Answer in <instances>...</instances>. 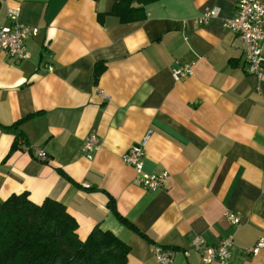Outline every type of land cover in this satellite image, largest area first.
Returning a JSON list of instances; mask_svg holds the SVG:
<instances>
[{
  "label": "crops",
  "instance_id": "obj_1",
  "mask_svg": "<svg viewBox=\"0 0 264 264\" xmlns=\"http://www.w3.org/2000/svg\"><path fill=\"white\" fill-rule=\"evenodd\" d=\"M118 1L0 0V27L18 8L17 25L37 30L27 59L0 53V201L59 202L80 240L100 228L126 244V264H159L156 247L172 264H202L196 236L230 238V264H264V249L245 253L264 239V73L246 71L242 40L222 26L237 0H154L132 23L111 14ZM207 10L218 16L198 24ZM175 63L193 64L192 75L175 82ZM142 141L143 171L168 174L160 190H143L122 160Z\"/></svg>",
  "mask_w": 264,
  "mask_h": 264
},
{
  "label": "trees",
  "instance_id": "obj_2",
  "mask_svg": "<svg viewBox=\"0 0 264 264\" xmlns=\"http://www.w3.org/2000/svg\"><path fill=\"white\" fill-rule=\"evenodd\" d=\"M152 1L119 0L111 14L119 23L140 21L145 18L144 5ZM104 65L95 64V81L105 70ZM19 140L24 142L17 135L9 152L18 149ZM109 207L124 226L134 230L117 214L112 201ZM128 253L126 244L100 228H94L85 240H80L76 221L59 202L45 199L34 204L27 193L11 194L0 201V264H126Z\"/></svg>",
  "mask_w": 264,
  "mask_h": 264
},
{
  "label": "built area",
  "instance_id": "obj_3",
  "mask_svg": "<svg viewBox=\"0 0 264 264\" xmlns=\"http://www.w3.org/2000/svg\"><path fill=\"white\" fill-rule=\"evenodd\" d=\"M8 25L0 27V53L21 61L28 58L25 51L27 37L35 36L36 29L21 27L16 23L18 8L6 9ZM218 16L217 10H207L198 20V24H208L210 20ZM222 26L240 37L244 44V60L246 71L261 81L264 73V0H237L236 11L232 18L222 20ZM193 64L175 63L171 68V77L175 82L192 75ZM100 95L106 98L101 91ZM145 142L131 147L122 157L123 162L132 167L139 177L141 188L145 191H156L164 188L168 174H147L143 171V158ZM99 147V140L94 133L89 134L83 140L82 153L91 160L92 154ZM34 155L47 161V155L42 151H34ZM225 219L232 225H238L240 219L231 213L225 214ZM191 246L200 254L202 264H230L231 248L233 242L230 238L222 239L215 246L207 244L202 238L196 236L191 240ZM260 249H264V239H259L253 247L245 251L246 254L256 255ZM155 257L159 264H172L173 260L167 251L155 248Z\"/></svg>",
  "mask_w": 264,
  "mask_h": 264
}]
</instances>
